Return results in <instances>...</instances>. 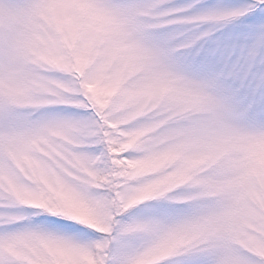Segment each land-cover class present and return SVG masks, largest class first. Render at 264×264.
Wrapping results in <instances>:
<instances>
[{
	"label": "snow or ice",
	"instance_id": "obj_1",
	"mask_svg": "<svg viewBox=\"0 0 264 264\" xmlns=\"http://www.w3.org/2000/svg\"><path fill=\"white\" fill-rule=\"evenodd\" d=\"M0 264H264V0H0Z\"/></svg>",
	"mask_w": 264,
	"mask_h": 264
}]
</instances>
